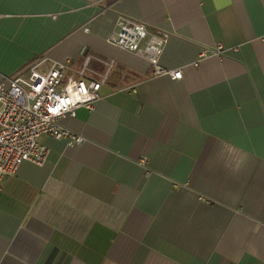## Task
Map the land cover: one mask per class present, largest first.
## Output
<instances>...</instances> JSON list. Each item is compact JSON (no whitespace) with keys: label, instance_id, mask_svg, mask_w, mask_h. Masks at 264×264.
Listing matches in <instances>:
<instances>
[{"label":"crops","instance_id":"obj_1","mask_svg":"<svg viewBox=\"0 0 264 264\" xmlns=\"http://www.w3.org/2000/svg\"><path fill=\"white\" fill-rule=\"evenodd\" d=\"M119 17L166 33L182 79L113 46ZM262 39L264 0H0V77L113 64L58 121L83 143L39 136L46 161L4 179L0 264H264Z\"/></svg>","mask_w":264,"mask_h":264},{"label":"built area","instance_id":"obj_2","mask_svg":"<svg viewBox=\"0 0 264 264\" xmlns=\"http://www.w3.org/2000/svg\"><path fill=\"white\" fill-rule=\"evenodd\" d=\"M167 39L166 33L149 31L142 23L119 17L111 44L143 56L151 76L181 80V69L166 70L159 63ZM224 53L225 48L218 43L202 49L199 57H220ZM92 58L86 57L78 70L66 61L53 62L40 71L44 61H38L25 69L26 76L18 72L0 77V191L4 179L14 175L23 162L39 166L46 161L48 150L37 143L39 136L64 140L69 146L83 143L82 137L61 127L58 121L64 116L74 117L78 108L91 111L99 101L100 89L113 64H107L103 74H95L89 68Z\"/></svg>","mask_w":264,"mask_h":264}]
</instances>
